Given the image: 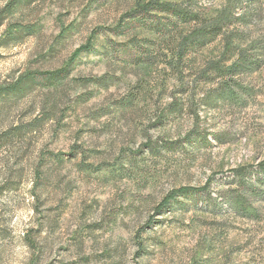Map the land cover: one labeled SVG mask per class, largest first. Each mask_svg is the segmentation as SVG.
Listing matches in <instances>:
<instances>
[{
    "label": "rangeland",
    "instance_id": "rangeland-1",
    "mask_svg": "<svg viewBox=\"0 0 264 264\" xmlns=\"http://www.w3.org/2000/svg\"><path fill=\"white\" fill-rule=\"evenodd\" d=\"M8 1L0 0V88L27 74L35 83L0 98V264H264V59L230 83L236 101L210 108L208 87L193 86L191 74L218 59V41L194 56L182 85L164 64L128 67L98 53L147 36L116 28L148 0H26L5 12ZM225 3L190 4L215 14ZM242 10L239 30L264 37V0ZM90 36L96 50L67 67ZM60 72L56 88L45 84ZM99 78L114 81L86 82ZM137 85L134 106L120 108ZM171 104L181 113L165 117ZM234 170L253 191L243 211L228 199L243 193ZM181 188L188 195L156 214Z\"/></svg>",
    "mask_w": 264,
    "mask_h": 264
},
{
    "label": "trees",
    "instance_id": "trees-1",
    "mask_svg": "<svg viewBox=\"0 0 264 264\" xmlns=\"http://www.w3.org/2000/svg\"><path fill=\"white\" fill-rule=\"evenodd\" d=\"M22 1L26 0H9L5 12L12 11ZM190 3L191 0H148L145 3H137L125 15L128 22L121 23L122 28L119 24L116 30L121 31L119 32L121 35H124L125 31L131 34L140 30L147 36L139 38L131 34L132 37L126 42L119 46L116 44L117 49L110 48L107 43L108 45L100 46L98 53L113 61L121 62L122 66L150 68L164 64L175 80L182 85L184 71H192L194 56L218 41L220 44L218 59H208L192 71L193 86L202 84L208 87L206 99L203 101L207 107L214 108L217 103L224 102L228 98L236 101L237 96L233 93L230 83H235V79L241 76L251 75L258 71L264 59V37L253 38L251 32L246 31L247 29H245L246 32L239 30L241 26L246 27L247 24L246 22L243 24L242 19L236 16V13L237 10H242V7H245V12L251 7L256 10L260 7V0H226L223 8L215 14L194 8ZM14 29L16 31L8 33L6 42L17 39L20 27L16 26ZM93 38L90 36L91 40L75 51L67 67L72 66L80 55L96 50ZM163 51L169 55L167 56ZM63 77L61 72L53 74L45 80V84L56 88ZM112 81L114 80L105 78L86 80L87 83H94L99 87H108L113 83ZM34 83V76L27 74L13 86L0 88V98L6 99L15 94L26 93ZM241 91L243 94L248 92L243 88ZM140 93L141 86L137 85L119 103L120 108L133 107ZM181 110L179 105L171 104L165 117L179 114ZM20 133L5 132L2 136L10 139V137H19ZM151 153L156 154L157 148H152ZM56 161L61 162L62 160L57 159ZM260 173L264 179V162L260 165ZM246 178L243 173L233 171V179L243 193L234 197L229 195L228 199L233 201L239 211H243L245 195H253L251 187L246 186L248 185ZM262 184L264 186V180ZM189 191L188 188H181L169 192L155 208V213L160 214L163 209L174 205L180 195H188Z\"/></svg>",
    "mask_w": 264,
    "mask_h": 264
}]
</instances>
